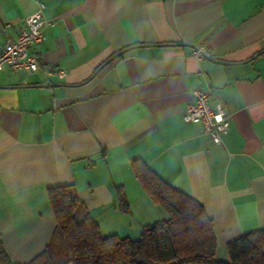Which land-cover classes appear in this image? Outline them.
Listing matches in <instances>:
<instances>
[{"label":"crops","instance_id":"obj_1","mask_svg":"<svg viewBox=\"0 0 264 264\" xmlns=\"http://www.w3.org/2000/svg\"><path fill=\"white\" fill-rule=\"evenodd\" d=\"M38 1L56 21L35 48L41 69L0 72V236L12 257L49 244L51 187L73 185L76 217L89 213L105 235L138 238L165 218L136 159L204 204L219 258L264 227V0H0V46ZM199 46L211 56L198 60ZM198 88L230 114L221 143L183 118Z\"/></svg>","mask_w":264,"mask_h":264},{"label":"trees","instance_id":"obj_2","mask_svg":"<svg viewBox=\"0 0 264 264\" xmlns=\"http://www.w3.org/2000/svg\"><path fill=\"white\" fill-rule=\"evenodd\" d=\"M133 167L150 198L167 213L145 224L138 238L103 234L89 213L78 219L76 189L59 185L48 190L56 218L49 244L36 257L20 262L0 236V264H264V227L230 241L227 257L219 258L215 222L204 204L162 179L144 160H134ZM118 201L129 211L122 187Z\"/></svg>","mask_w":264,"mask_h":264},{"label":"built area","instance_id":"obj_3","mask_svg":"<svg viewBox=\"0 0 264 264\" xmlns=\"http://www.w3.org/2000/svg\"><path fill=\"white\" fill-rule=\"evenodd\" d=\"M45 4L38 1L34 12L25 17V23L16 38H9L0 46V72L27 74L41 69L39 55L35 48L45 38V30L55 24L54 19L44 16ZM206 46L195 49L198 60L211 56ZM48 78L51 75L64 76L63 70L43 69ZM183 118L186 122L202 125L211 138L221 143L230 125V114L223 102H213L210 89L198 88L193 91V101L188 103Z\"/></svg>","mask_w":264,"mask_h":264},{"label":"water","instance_id":"obj_4","mask_svg":"<svg viewBox=\"0 0 264 264\" xmlns=\"http://www.w3.org/2000/svg\"><path fill=\"white\" fill-rule=\"evenodd\" d=\"M137 45H133V46H129L123 50H120L119 52H117L116 54L112 55L111 57H109L107 60H105L93 73L91 78H94L105 66H107L111 61H113L115 58H117L118 56L122 55L124 52L128 51L129 49L136 47ZM47 84H36V85H32V86H46ZM30 86V85H29Z\"/></svg>","mask_w":264,"mask_h":264},{"label":"rangeland","instance_id":"obj_5","mask_svg":"<svg viewBox=\"0 0 264 264\" xmlns=\"http://www.w3.org/2000/svg\"><path fill=\"white\" fill-rule=\"evenodd\" d=\"M139 235H140V233H139Z\"/></svg>","mask_w":264,"mask_h":264}]
</instances>
